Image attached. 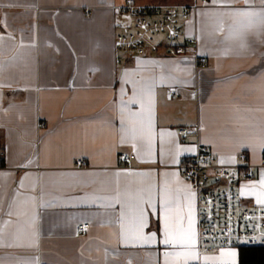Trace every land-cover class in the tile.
<instances>
[{
	"label": "crops",
	"instance_id": "0c3cea01",
	"mask_svg": "<svg viewBox=\"0 0 264 264\" xmlns=\"http://www.w3.org/2000/svg\"><path fill=\"white\" fill-rule=\"evenodd\" d=\"M123 1L0 0V264H205L221 251L236 255L218 264H238L237 247L200 249L179 164L200 146L224 165L243 152L240 203L264 206V0L198 5L189 54L133 57L115 48Z\"/></svg>",
	"mask_w": 264,
	"mask_h": 264
},
{
	"label": "built area",
	"instance_id": "2783aa9c",
	"mask_svg": "<svg viewBox=\"0 0 264 264\" xmlns=\"http://www.w3.org/2000/svg\"><path fill=\"white\" fill-rule=\"evenodd\" d=\"M209 1L139 5L134 0H124L116 8L117 14L124 18L115 33L116 50L129 57L189 54L195 42L185 36L183 26L198 5ZM84 13L87 15L89 11ZM197 61L202 64L205 58L198 57ZM171 97H174L172 93ZM178 132H191V129L179 128ZM236 158L239 163L224 165L208 147L200 146L179 164L183 179L197 196V235L201 250L215 246L264 245V206L241 204L237 190L242 180L252 176L253 170L243 152H238ZM118 159L128 164L134 154L119 152ZM2 161L0 150V166ZM84 163L79 158L74 161L75 165ZM88 225V222L79 223L77 230L84 232Z\"/></svg>",
	"mask_w": 264,
	"mask_h": 264
},
{
	"label": "snow or ice",
	"instance_id": "6c2138e0",
	"mask_svg": "<svg viewBox=\"0 0 264 264\" xmlns=\"http://www.w3.org/2000/svg\"><path fill=\"white\" fill-rule=\"evenodd\" d=\"M244 15H252V14L245 13ZM251 23L252 22L250 21L249 22L250 26H251ZM261 24L264 25V19L261 20ZM241 46L244 47L245 45L242 44ZM149 203H150V207L152 209V212L155 213V211H156L155 204H152L151 202H149ZM161 208L164 212V225H163V227H164V239L162 242L165 245L174 244V243H176V241L173 237V233L170 230V226H169V217H168V211L169 210L166 207L163 200L161 202ZM146 223H147V221H146L145 212H144V209L141 208L140 209V227L143 228L146 225ZM155 236H156V233H152L150 238L154 239ZM181 243L183 244V241H181ZM185 246H190V245H185ZM165 255H167V253H165ZM226 255L234 257L236 255V253L235 252H227L226 253V252L221 251V252H219L218 256H205L204 257L205 264H207L208 261L217 262V264H218L220 259ZM197 259H198V257H197Z\"/></svg>",
	"mask_w": 264,
	"mask_h": 264
},
{
	"label": "trees",
	"instance_id": "16d2710c",
	"mask_svg": "<svg viewBox=\"0 0 264 264\" xmlns=\"http://www.w3.org/2000/svg\"><path fill=\"white\" fill-rule=\"evenodd\" d=\"M238 264H264V245L238 246Z\"/></svg>",
	"mask_w": 264,
	"mask_h": 264
},
{
	"label": "rangeland",
	"instance_id": "374dc122",
	"mask_svg": "<svg viewBox=\"0 0 264 264\" xmlns=\"http://www.w3.org/2000/svg\"><path fill=\"white\" fill-rule=\"evenodd\" d=\"M152 1V3L154 4H159V3H156L157 1H165L167 3H180L182 2L183 0H150V2Z\"/></svg>",
	"mask_w": 264,
	"mask_h": 264
}]
</instances>
